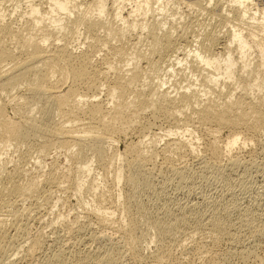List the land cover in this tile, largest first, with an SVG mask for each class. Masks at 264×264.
Masks as SVG:
<instances>
[{"label": "bare ground", "instance_id": "6f19581e", "mask_svg": "<svg viewBox=\"0 0 264 264\" xmlns=\"http://www.w3.org/2000/svg\"><path fill=\"white\" fill-rule=\"evenodd\" d=\"M260 1L262 0H112L110 2L115 7H109V0H44L45 6L42 0H26L25 7L21 10L22 2L18 4L19 1L8 12L5 11L7 7L3 10L2 5H0V35H2L0 58L4 60L3 62L12 64L6 69L0 67V159L4 156L3 154L7 156L9 148L12 147L13 143L9 142L11 139L16 140L17 143L24 142L19 141L20 139L36 142L41 140L39 144L41 149L33 166L42 159L41 153L46 155L52 149H58L62 154L64 153L65 160L67 157L73 160V167L71 166L70 169L72 174L66 176L67 174L63 173L62 178L68 182L71 181L73 190L78 193L86 188L85 185L89 182L87 178L93 173L95 163L98 167L100 165L112 169L116 187L125 181L127 190L124 193V198L131 203L137 193V179L140 182L144 180L149 183L153 177L155 171L144 162L155 159L157 151H159L156 145H159L158 142H161V138L166 140L165 145L170 150H178L183 147L187 153L194 155L199 148L196 143V140H199L196 132L202 130L208 134L206 136H209L206 137L203 134V144L210 155L218 159L220 155L225 154L229 158L231 157L228 159L231 167L242 165L239 156L233 155L234 150L246 147L254 137L264 134V92L263 94L260 93L261 95H256V91L264 90V77L261 72V69L264 68V5ZM3 2L4 0H0V3L3 4ZM177 2H184L190 6L200 5L199 7L206 3L208 6H202L203 9L220 16V19L217 18L219 20L215 19V23L219 21V24H211V27L204 23L205 28H201L199 20L192 22L196 23L195 25L199 24L201 28V33L199 35L196 33L197 37L196 34L195 36L192 35L196 37V44L192 48L191 45L179 44L183 35L175 34L174 28L177 26L173 27L170 22L172 17L171 20H168L167 16L154 19L156 21H153V25L144 21L139 24L135 19L129 21L131 17L140 16L143 17L142 20H145L156 13L158 17H160L159 14L165 16L172 11L168 7H174ZM219 2L221 8L217 12H222L218 14L215 12L216 10L211 11L210 9ZM127 6L130 7V11L128 16H125ZM111 8L113 9L112 13ZM84 11L86 14L83 13ZM17 13L22 24L14 26L13 24L16 22L13 21V18ZM74 16L85 28L86 33H90L87 35H93L90 39L94 38V41L91 40L92 42L89 41V43L84 41L85 43L80 47L68 36H63L62 33L69 27L68 23ZM171 16L174 15L171 13ZM112 20H117V24L120 22L119 28L116 26L117 29L115 27H113L114 29L112 27L107 28L108 22L112 23ZM151 20L149 21L152 22ZM207 24L210 25V23ZM110 25L112 24L108 26ZM230 25L233 27L232 30L229 28ZM138 27L143 31L149 29V33L152 32L153 34L152 39L154 41L150 49L148 48L149 51L143 54L137 52L136 46H131V43V45L128 43L126 46L128 31H134ZM224 29L225 32H223ZM100 31H103L104 35L99 33ZM159 31H163L162 34ZM129 34L131 35V32ZM3 37L15 41L16 47L12 48V44L9 45L12 41L6 39L5 42ZM73 37L72 39H75ZM113 39H117L116 42L119 40L120 44L111 45ZM121 40H125L124 44L121 43ZM187 42L188 40L185 43ZM129 46L133 49L132 51L128 48ZM105 47L109 48V54L105 51L106 54L102 56L100 52ZM181 54H183L182 57H180ZM98 55L100 58L97 57ZM110 55L124 60L123 65L114 67L110 63ZM140 56H143V59L146 56L148 59L150 58L149 60L156 57L151 60L153 64L165 63V69L164 67L162 69V66L159 67V71L164 70L165 74L162 75L164 77L156 74L158 79L156 82L151 77V72L144 71ZM156 59H158V63L154 62ZM175 61L180 67L176 68ZM57 63L61 67L62 78L55 75ZM188 70L195 79L178 87L179 83L185 81L183 79L180 81L179 77L190 78L188 77L190 75ZM69 79L70 84L63 89L64 83ZM32 80H36L38 83L29 90L45 100V107L41 110V115L39 117L34 116L35 114L27 115L24 118L9 115L6 109L10 102L16 101L15 103L18 105L23 102L24 98L18 95L14 96L13 100H4L2 93L5 92L6 95H10L11 91L20 83ZM169 83H171L169 88L177 87L175 90L172 89L175 95L166 89L163 90ZM102 86L106 88L107 102L98 98L103 90ZM232 86H234L233 90L230 89ZM179 89L183 90L180 91ZM225 89L231 91L229 90L230 92L227 93ZM218 96L222 97L223 100H219ZM1 99L4 101L3 103H1ZM118 100H122V102L128 100V103L117 104ZM110 103L116 106L119 117L111 116L108 107ZM30 109H32V113L37 108L32 106ZM148 110H150V118L154 121L149 118L143 123L141 120V123H138L140 125V132L137 133L139 139L126 147V153L134 154L136 152L139 156H146L148 159L142 161L135 174L127 175L125 178L123 166L115 165V161L122 158V155L113 154L109 157L107 151L111 149V146H114L121 134L125 135L137 119H146ZM189 111H191L190 114H188ZM56 112L62 114L58 121L54 117ZM129 115H132L133 118H130ZM157 120L167 121L170 125L169 129L167 128L168 130L165 131L162 128L161 130L165 131L163 134L159 133L160 135H153L147 139L151 129L158 124ZM224 127L228 128L230 132L226 140L220 141L218 133ZM151 132L153 133V131ZM5 140L9 142L6 145L3 144ZM85 144L90 146L94 156H83L79 159L77 156L80 155L79 151ZM149 145L150 148H148ZM76 147H78L77 150ZM165 159L171 160V156L166 155ZM29 162L30 159L27 156H22L20 164L10 171L6 169L8 171L5 175H0V264H15L16 262L13 258L15 252L12 248L16 243L14 242L16 237L14 238L13 235L9 234L7 226L11 225L12 228L19 223V221L17 222L18 219L15 218L17 223L11 219V224L10 220L2 215L3 212L11 210L9 207H14L19 200L28 195V192H36L41 187L34 180H30L26 185L21 182V177L27 175L29 171L25 167ZM180 170L175 171V173L180 174ZM59 175L61 174L60 171L58 172V168H53L49 183L57 184L58 181L51 180H57ZM99 179V176L95 178L97 181ZM22 180L24 181L23 177ZM97 184L99 185L100 181ZM97 184L96 189H100ZM59 185L57 184V186ZM122 197L123 193H119L118 201ZM199 208L192 210L193 212H190V209H187L189 212H186L181 208L177 212L170 210V208L166 212H162L161 214L166 215L167 221H164L165 218H163L151 222V226L157 233L156 236L162 241L166 240L169 234L172 235V233L176 234L177 232L180 234L193 221L198 223L196 228L190 225L194 229L200 230V228L205 227L209 229L210 235L208 237H212L210 240H216L219 236L222 239L225 236L229 237L232 222L229 223L224 218H228L227 212L209 213L210 218L206 215L209 218V223L206 224L203 219L204 212H199ZM128 209L131 210V207L129 206ZM93 213L97 215L101 224L114 221V217L117 215L109 208L101 206ZM157 218L160 219V217ZM245 219L247 222L243 223H246L244 226L248 228L249 235L260 238L264 234V223L255 225L249 217L246 216ZM60 221H64V219L59 218L54 224L60 223ZM121 221L123 227H127L126 213H123ZM69 228L72 227L69 226ZM227 228L228 233L225 234ZM194 229L193 233L195 232ZM190 231L188 229V232ZM205 231L207 230L203 232L205 233ZM105 234H92L93 236H90L91 241L97 242L98 245L100 243L95 250L78 248V244L86 245L87 240L85 238L84 240L81 239L82 243L81 240H78L74 245L64 246L63 244L64 247L58 248L38 264H110L116 261L113 257L114 253L117 255L118 253L114 252L115 249L117 250L115 245L114 247L113 245L102 244V242L105 243L104 240L106 241L110 237ZM188 235H190L189 239H196L195 234ZM39 239H33L31 245L27 247L30 254L33 253L32 259L36 248L42 245V241ZM154 240L156 239L152 240L153 243H155ZM200 243L198 242L196 247L191 245L201 253L207 252L205 245ZM187 244L185 242L183 246L187 247ZM251 251L245 253L249 254ZM245 253L244 255H246ZM166 256L171 257V255ZM213 261L215 263V260Z\"/></svg>", "mask_w": 264, "mask_h": 264}, {"label": "rangeland", "instance_id": "374dc122", "mask_svg": "<svg viewBox=\"0 0 264 264\" xmlns=\"http://www.w3.org/2000/svg\"><path fill=\"white\" fill-rule=\"evenodd\" d=\"M19 1L4 0L3 4L0 3V5H2L3 10L7 7L5 11L8 12V10H11L13 5L17 4L18 2V4L22 2V7L20 8L21 10L23 7H25L26 0ZM42 1L44 2V0ZM110 1L112 0H109L108 6L113 7L114 5L111 4ZM260 2H262L261 4L264 5V0ZM43 4L45 6V2ZM204 5L208 6L206 3ZM199 6L200 5L190 6L184 2H177L174 4V7H168V9H172L173 12L170 11V13H167L165 16L159 14L160 17H158L156 13V16L150 15L145 20H142L143 17L140 16L136 18L131 17V20L129 19V21L131 22L135 19L139 22V24L144 21L153 25V21L155 22L157 19L165 18L167 16V19L171 20L172 17V20L170 22L172 23L173 27L177 26L176 28H174V30H176L175 34L178 36L183 35L182 39H180L182 43L179 42V44H186L189 46L191 45L190 47L192 48V46L196 44V37L201 33L200 29L202 27L205 28V25L208 27H211V24L217 25L219 24V21L217 23H215V21L220 19V16H216L217 14H212L210 11L203 9L204 7ZM215 6L217 7L215 8ZM215 6H212L210 10H216L215 12L219 14L220 11L217 12V10H220L219 8H221L220 2ZM129 8L130 7L127 6L125 10V16H128L127 14L130 11ZM110 11L112 13L113 9L111 8ZM83 13L86 14V11H84ZM171 13L174 16H171ZM18 17L19 15L17 13L13 18V21L16 22L13 24L14 26L22 24ZM149 20H151L152 22H150ZM198 20L201 22V28L199 27V24L195 25L196 23H192L195 21L198 22ZM116 21L117 20H112V23L108 22L109 24H112L114 26H108L109 24H107V28H113L115 26L119 28L120 22L117 24ZM207 23H210V25ZM68 25L69 27H67L66 31H64L62 34L63 36H68L71 41H75V44L77 43V45L79 44L80 47H82L83 43H89V41L92 42L91 40L94 41V38L90 39L93 35L88 36L90 33H86L85 28L81 26L80 21L76 20L75 16L71 18V22H69ZM154 26L156 25L154 24ZM229 28L232 30V25H230ZM130 32L131 35L129 34ZM162 32L163 31H159V33L161 34ZM223 32H225V29L223 30ZM99 33H102V35H104L103 31H100ZM24 34H26V32H24ZM126 34L127 32L125 33V35ZM195 34L196 37H194ZM72 36H74L73 38L75 39H72ZM126 36L129 37H127V43L125 42L126 46H128V43L129 45L132 44L131 46H136L135 50L142 54L149 51L152 42L154 41L152 39V32L149 33V29H145L143 31L140 27H138L134 31H128V34ZM138 37H143L144 39H138ZM1 39L2 35H0V40ZM6 39L12 41L7 37H5L3 41L6 42ZM116 40L113 39L111 41V45L114 46V44H120V41L118 40V42H116ZM187 40L188 42L185 43ZM9 41L7 42L10 43ZM124 41L125 40H121V43L124 44ZM11 44L13 46H11L12 48L16 47L15 41H12L9 45ZM131 46H129L128 48L131 49ZM108 49L109 48L105 47L104 50L100 52V55L103 56V54H106V52L109 54ZM132 50L133 49H131V51ZM100 55H98L97 57L100 58ZM182 56L183 54L180 55V57ZM140 57L141 65H143L142 67H144V71L146 70L147 72H151V77L156 82L158 81V79L156 78L158 74H160L162 78L164 77L162 75H164L165 72L162 69L163 67L165 69V63L162 62L161 64L157 65L151 63V60H153L152 58L154 57H152L151 60H149L150 58L148 59L146 56H144V59L143 56ZM145 57L148 61L145 59ZM118 58L119 57L117 56L114 57L113 55L112 57V55H110L109 59L111 62H109L113 64L114 67H120V65H123L122 63H124V60L122 61L121 58H119L118 60ZM157 60L158 59L154 60V62L156 61L158 63ZM3 61L4 60L0 58V67H3V69L9 68L12 65L8 62ZM150 65L152 66L150 67ZM160 66H162V69L159 71ZM175 66L176 68L180 67L179 64H177V61H175ZM149 69L152 71H150ZM263 71L264 68L261 69L262 76L264 77ZM56 72L57 73L55 75H59L58 77L62 78L61 67L58 63L56 67ZM188 72L190 71L188 70ZM188 72L187 74L189 75ZM195 72L198 74L197 71ZM188 77L190 78L187 79L179 77L178 79H180V81L182 79L185 81L179 83L178 87H181L180 85L184 86L189 82V80L193 81V79H195V77L192 76L191 72ZM37 83L38 81L36 80L22 82L11 91V96L9 94L6 95L5 92L2 93V96L5 98L4 100H13V97L18 95L23 96L22 98H24L23 102L18 105L15 103L16 101H11L15 104H12L10 102L9 106L6 109L9 115L14 117L16 116V118H24L27 115L31 116L34 114V116L36 117H39L41 115V110L45 107V100L40 95H37L29 90V88L33 87ZM64 84L63 89H65L70 84V79L67 80V82ZM170 85L171 83L167 84V86H165L163 90L165 91L166 89V91L172 92L171 94L175 95L172 89L175 90L177 87L174 86L169 88ZM102 89L103 90L101 91L98 98L100 100L106 101V88L102 86ZM230 89L233 90L234 86H232V88ZM179 90L182 91L183 89ZM229 90L227 91V89H225L227 93L231 91ZM263 92L264 90L256 91V95H261L263 94ZM218 99L221 100L222 97H219ZM3 102L4 101L2 100L1 103ZM119 103L127 104L128 100L124 102H122V100H118L117 104ZM32 106L34 108H37L35 111L32 112L33 114L31 113L32 109H30ZM108 107L111 116L119 117L115 105H111L110 103ZM131 110H134V108H131ZM149 111L150 110L146 112V115L148 116L146 117V119H137L128 129L129 131L127 130L125 135L121 134V137L119 136L114 146H111V149L107 151L109 157L113 154L122 155V158H118V160L115 161V165L123 166V173L125 174V178L127 177V175L135 174L136 170L139 169V165L142 163V161L148 159V157L146 156H139V154L136 152L134 154L126 153V147L139 139V124L141 123V120L144 123L146 122L145 120H148L150 118ZM190 113L191 111L188 112V114ZM61 116L62 114L56 112L54 117L58 121V119H61ZM129 116L130 118H133L132 115ZM157 123L158 124L154 126L155 129H151L153 133L150 131L147 139H150L151 137H153V135H160L159 133L163 134L166 130L169 129L170 125L167 121L157 120ZM162 128L165 131L161 130ZM221 130L222 131H220L218 135L219 140L223 141L224 139H227L230 130L228 128L226 129V127L222 128ZM200 131L196 132V136L199 137V140H196V143L199 145V148L194 155L187 153L183 147L178 150H170L165 145L166 140H162V138L160 139L161 142H158L159 145H156L157 150H159L156 151L159 154L157 153L155 159L144 162V164H148L149 167H151L155 171L153 177L151 178V181L149 183L145 182L144 180L140 182L137 179V193L132 203L124 198V193L127 190L125 181L121 182V184L116 187L117 184L115 183V177L112 172V169L104 168L100 165L98 167V165H96L95 163L93 165V173H91L87 178V181L89 182L86 183V188H84L82 192L78 193L73 190L71 181L68 182L64 178H62L64 174H67L66 176H70L72 174V171H70V169L73 167V160H71L69 157H67L68 159L66 158L65 160V155H63L64 153L62 154V152L58 151V149L56 148V150L52 149L49 154L45 155V153H41L42 159L40 161H37L38 164L33 166L34 162L37 160L36 157L39 155V150L41 149L39 145L41 140H38L36 142L25 141L23 139H20L19 141H24L20 143H17V141L13 139L9 140V142L13 143V145L9 148L7 156L3 154L4 156H2V159H0V175H5L6 171L14 169L16 165L21 163L22 156H27L30 159V162L29 164L25 165V167L29 171L27 175L22 176L24 181L21 177V182H24L26 185L30 180H34L39 186H41L36 192H28L27 196H25L22 200H19V202L16 203L18 205L15 204L14 207L10 206L9 209H11L13 212L9 210L11 213L9 211H5L2 214L10 220L11 224V219L15 220L16 218L18 219L17 222L19 221V223H17L15 220V222L17 223L16 225L18 227L16 225H14V227L17 228H11V225L9 224V226H7L9 228V234L13 235L14 238H17H15L14 242L16 243H14L15 245H13L12 247L14 250L13 252H15L13 257L15 260L12 258L14 261H16L15 264H34V262L35 264H38L43 259L47 258V256L50 255L52 252L62 247L63 244L64 246L70 244L74 245V243L78 240H84L85 238L87 240V246L85 245V247L82 244H78V248H89L90 251L95 250L100 245V243L98 245L97 242L95 243L91 241L92 239L89 238L93 236L92 234L97 235L101 233H106L105 235L110 236L108 237V240H104L105 243L102 242L103 245H115L116 247H114L117 248V250L115 249L114 252L118 253V255L114 253L113 256L116 261H113L110 264H264V234L260 238H254L250 236L251 234L249 235L250 232L248 228L244 226L246 223H243L247 222V219H245L246 216L247 218L249 217L250 219H252L255 225H262L264 223V134H260L256 136V138L254 137L253 140L250 141L246 147L242 148L243 150L240 148H236L233 152V155L235 154L236 156H239L241 160L240 164L242 165H238L237 167H231L232 165L228 162V159H230L231 157L229 158L227 155L223 154L220 155L218 159H215L214 156L210 155L208 151L205 150L203 138L208 134L202 132V130ZM9 142L5 140L3 144L6 145V143ZM148 148H150V145L148 146ZM75 149L77 150L78 147H76ZM79 152L80 155L77 156L79 159L83 156H94V152L88 144H85ZM166 155L171 156V160H166ZM53 168H58V172L60 171L61 175H59V178L57 180L53 179L51 181H58L57 184H60L59 186H57V184L52 185L49 183V178L51 177L50 173ZM178 168L181 169L180 174L175 173V171L179 170ZM98 176L100 179L97 181L95 180V178ZM95 181L96 184L100 181V184H97L98 187L100 186V189H96ZM119 193H123V197L122 199H120V201H118ZM100 206L109 208L111 211L116 212L117 215H115L114 217L115 220L110 221V223H114H99L97 215H95L93 212H95ZM129 206L131 207V210L128 209ZM197 207H201L199 208V212H204V216L203 214L202 216L206 224L209 223V213L227 212L228 218H224L229 223L232 222V226L230 229L231 233L229 234V237L225 236L222 239L219 236L216 240H210V238L212 237H208V235H210L209 229H207V227L200 228V230L194 229L196 228V226H198V223H195L193 221L190 222V225L193 227L195 226L194 228L188 225L185 230L181 231L183 234L181 232V235L177 234L178 232L176 234L172 233V235L169 234L166 240H163L164 242L162 241V239H159L156 236L157 233L151 226V222L155 219L161 220L165 218L166 215L161 214L162 212H166V210L169 208L170 210H175L176 212L180 208L185 210L186 212H193L192 210L196 209ZM187 209L190 210L188 211ZM123 213L127 214L128 221L126 223L127 227L125 228L123 227V222L121 221ZM206 215L209 218L206 217ZM241 216L243 218V221ZM157 217H160V219H158ZM59 218L64 219V221H60V223L58 222L54 224V222L57 221ZM240 218L243 224L240 222ZM164 221H167V218H165ZM69 226L72 228L70 229ZM190 228L192 229V232L190 231ZM188 229L190 232H188ZM193 229L195 231L194 233ZM203 229L207 231H205L204 233ZM185 231L187 232L184 233ZM227 233L228 228L226 229L225 234ZM188 234H195L196 239L194 238V242V239H189L190 235ZM37 238H40L39 240L42 241V245L40 246L41 248H36L34 252L35 255L32 259L33 253L30 254L27 247L31 245L33 239ZM153 239H156L154 240L155 243L152 242ZM82 240L81 243L83 242ZM254 241L256 242V244ZM64 242L68 243L66 244ZM185 242L188 243L187 247L183 246ZM198 242H202L205 245V250L208 253H201L194 248V246L197 245ZM21 243L24 245H22ZM191 244L194 246H192ZM251 250L253 251V253ZM247 251H251L249 253L251 254L250 256L249 254H246ZM28 252L30 255L28 254ZM244 253L246 255H244ZM166 255H171V257H168ZM213 260H215V263Z\"/></svg>", "mask_w": 264, "mask_h": 264}]
</instances>
